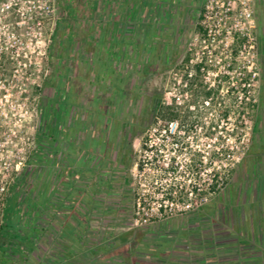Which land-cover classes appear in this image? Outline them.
Segmentation results:
<instances>
[{"label": "rangeland", "instance_id": "obj_1", "mask_svg": "<svg viewBox=\"0 0 264 264\" xmlns=\"http://www.w3.org/2000/svg\"><path fill=\"white\" fill-rule=\"evenodd\" d=\"M209 1L120 9L119 0H0V22L12 25L30 54L7 62L2 76L12 87L0 91V114L15 118L0 122L6 134L1 163L25 164L2 168L4 183L14 184L29 168L44 99L57 96L54 69L70 65L83 120L91 123L89 131L85 122L77 127V165L82 172L96 167L88 182L95 185L100 172L97 179L115 186L96 193L90 233L150 241L147 250L157 258L143 255L142 264L148 257L160 264H264V146L255 149L256 140H264V0L250 5L252 25L243 21L242 5L228 12L229 5ZM44 6L50 13L41 18ZM207 7L215 17L210 37L202 25ZM111 10L113 16L122 11L127 23L119 73L112 81L81 80L90 37L104 28ZM8 32L2 28V37ZM168 108L179 115L170 131L164 120L156 123ZM100 148L109 154L98 166L93 152L84 153Z\"/></svg>", "mask_w": 264, "mask_h": 264}, {"label": "trees", "instance_id": "obj_2", "mask_svg": "<svg viewBox=\"0 0 264 264\" xmlns=\"http://www.w3.org/2000/svg\"><path fill=\"white\" fill-rule=\"evenodd\" d=\"M211 97L209 92L206 98ZM44 107L31 164L9 187L3 201L0 264H141L143 255L157 258L147 250L146 243L150 241L135 240L132 234L114 239L90 233L88 216L95 208L96 193L112 191L114 183L97 179L99 172L94 185L88 182L93 180L87 174L91 170L72 168L66 157L63 160L59 156L56 118L50 112L51 106ZM168 111V116L156 117V123H167L166 131L179 118L177 113H171L172 108ZM47 132L53 136L47 137ZM48 164L49 170L44 167ZM138 168H142L141 163Z\"/></svg>", "mask_w": 264, "mask_h": 264}, {"label": "crops", "instance_id": "obj_3", "mask_svg": "<svg viewBox=\"0 0 264 264\" xmlns=\"http://www.w3.org/2000/svg\"><path fill=\"white\" fill-rule=\"evenodd\" d=\"M197 1L199 0H119V3L120 9H124L125 7L128 8L129 6L135 7L134 5H195V2ZM110 9H112V5ZM104 15L106 18L104 28L100 31V33H95L90 37V44L92 47H90L91 49L89 52V65L85 75L83 73L84 71L79 73L84 75L81 76V80H84L85 76L87 75L89 79L93 81L99 82L100 80V82H106L108 79L112 81V79L116 80L115 77L119 73L117 71V66L124 54V42H126V39L123 35L125 34L124 31L127 29V23L126 20H123L125 16L123 17L122 11L116 12L113 16L111 10L109 17V13H105ZM77 71L78 70L75 72L76 74ZM77 90L80 93L78 88ZM75 102L76 100L73 101V103H67L66 97H64L60 103V107L63 112L62 116L56 118L58 131L56 139L60 144L59 156L62 155L61 158H63V160H65L64 157H66L67 163L72 164V168L78 167L76 158V136L73 129L74 123H76V120L79 119V110L82 108V104H77ZM73 105H75V108H73ZM72 108L73 111H71ZM45 122L47 124L49 122L48 119H46ZM46 134L47 137L52 135L49 132ZM48 150L49 148H47V151ZM90 159L91 156H88V160L86 162L88 163ZM50 166V164L44 165L47 170H49ZM154 260L146 258V264H160V262Z\"/></svg>", "mask_w": 264, "mask_h": 264}, {"label": "built area", "instance_id": "obj_4", "mask_svg": "<svg viewBox=\"0 0 264 264\" xmlns=\"http://www.w3.org/2000/svg\"><path fill=\"white\" fill-rule=\"evenodd\" d=\"M253 0H210L207 5H229V7L227 8V11L229 12L230 9V5H242V15H243V21H245V24H254V17H253V10L251 8L250 5H253ZM43 12L40 13L41 18H44L45 14L50 13V6H44L42 7ZM215 17H213V7H207V12L203 15V21H202V25L204 26V30L207 32V36H211L213 33V29H212V24L211 22H215L214 21ZM2 22H0V91L1 90H8L6 89V87L11 88L12 85L11 83H7V85H5L4 80L2 79L3 73L5 71H8L6 69V64L7 62H11L12 64L14 63V59H17L19 57H22L24 59H30L29 56L30 54L25 51L26 48L25 43H22L19 39H17V37L15 36L13 30L14 28L11 27L10 25H6L3 24L1 25ZM43 22L40 20L38 25H42ZM4 28L6 29V31H10L11 33H4L6 35H4V37H2V33H1V29ZM241 34V36L245 37L248 36V33H244L241 32L239 33ZM239 36V35H238ZM18 41H20V44L18 43ZM21 46L23 48H21ZM44 55L46 54V51L43 53ZM31 64V62H29ZM13 72L17 71V70H12ZM2 97H0V103L2 102ZM15 116L12 115H5L2 116L0 114V122L2 121H12L14 120ZM2 128L3 126L0 125V153H1V146H3L2 142V136H5L6 134L2 132ZM10 136L8 135L9 139ZM3 139H6V136L3 137ZM8 142V140H7ZM12 143H14V141L12 140ZM28 148V146H26V149ZM26 149H22L20 150V152L24 153L26 151ZM9 150V149H8ZM9 155L13 154L14 151L13 150H9L8 151ZM8 159H10L9 156H7ZM25 164L22 161H19L18 163H14L13 161H5L4 163H1V158H0V171L2 168L6 169V170H14V169H18L19 167H24ZM14 181V180H13ZM12 184L9 183H4V181L1 179V175H0V201H1V196L4 195V198L6 197L7 193H8V189Z\"/></svg>", "mask_w": 264, "mask_h": 264}, {"label": "flooded vegetation", "instance_id": "obj_5", "mask_svg": "<svg viewBox=\"0 0 264 264\" xmlns=\"http://www.w3.org/2000/svg\"><path fill=\"white\" fill-rule=\"evenodd\" d=\"M70 32H71V30H70ZM70 36H71V34L68 35V38L66 39V42H68V41L70 42V39H71ZM66 54H68V52ZM84 56H85V53H84ZM89 57H90V55L88 56V59H90ZM57 59H58V57H57ZM54 70H55V73H56L55 74L56 82H54L53 84H51V87H53L54 90L57 92V96H56V99L45 98L44 99V104L47 105V106H49V107L51 106L50 107L51 114L53 113L54 117L55 118H58V117L62 116V113H63L62 112V109L60 107V103L62 102V99L64 97H66V102L67 103H70V102L73 103V101L76 100L75 103L80 104V96H79L80 93L77 90L78 87L75 86L73 84V82L71 81V77L68 76L69 73L71 72V70L72 71L74 70L73 66H70V65L63 66L62 65V67H60V65H59V67L56 66V68ZM55 106H58V107H56L57 109L55 108ZM84 107L83 106H82V108L80 107L81 109L79 110V113H78L79 114V116H78L79 119L77 118L78 120H76V123H74V129H73L75 131V136H76V139L75 140H76V158H77V164H80V163H78V162H80V155H79L80 154L79 153L80 148H79V145H78L79 144V139H78V133H77L78 124H79V122H85L86 123V129H88V131H89V125L91 124L89 122L88 117L87 118L85 117V120H83L84 119V116H82V113L84 112ZM115 107H117V106H115ZM73 108H75V105H73ZM73 108L71 109V111H73ZM111 132L113 133V128H111V126H110V133ZM88 139H89V137L86 136V138H85V142L86 143L87 142H90V141H88ZM256 142H258V144L255 145V149H256V151H259L264 146V140L261 141V143L258 140H256ZM104 145L105 144L103 143L102 144V147ZM261 145H262V147H261ZM101 149L102 148H100V150H97L98 152H95V151H92L90 149H87L84 154H87L88 151L93 152V155H94V157H93L94 164L100 166L99 163L101 161L103 162V160L107 159V156L109 154L108 151L105 154H101L102 153L101 152ZM111 152H110V154H111ZM123 156H125V159L127 160V157H128V151H127V149H125V152H124V155ZM110 160H111V158L109 159V161ZM83 163H85L84 160H83ZM126 165L122 164V168H123V166H126ZM90 167L96 169L95 166L94 167L93 166H89V169H90ZM81 168H82L81 166H78V169H81ZM83 168L86 170L85 167H83Z\"/></svg>", "mask_w": 264, "mask_h": 264}]
</instances>
